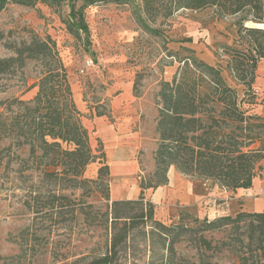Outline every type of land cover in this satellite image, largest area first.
Here are the masks:
<instances>
[{
	"label": "rangeland",
	"instance_id": "rangeland-1",
	"mask_svg": "<svg viewBox=\"0 0 264 264\" xmlns=\"http://www.w3.org/2000/svg\"><path fill=\"white\" fill-rule=\"evenodd\" d=\"M248 11L235 16H220L215 8L177 11L172 0L99 3L85 11L89 35L74 36L67 27L70 12L67 5L53 9L42 4L34 8L10 4L0 12V61L15 56L16 49L34 38H51L66 67L78 109L79 105H85L89 110L83 114V124L92 136L94 150L102 144L93 134L92 119L105 114L108 121L116 125L118 120L113 118L112 105H122V115L131 111L132 130L137 133L138 105H141L146 137L155 136L159 141L157 124L161 104L158 94L162 83L172 82L183 68L180 63L183 57H194L220 69L227 85L236 92L238 105H247L244 108L251 111L260 109L264 115V83L259 85L256 80L248 90L234 81L229 69V65L233 66L240 59L237 52L248 54L252 41L243 36L241 19L244 16L249 19L244 27L264 29V23L257 24ZM189 40L191 42H187ZM38 76L35 63L28 64L23 72L1 76L0 102L30 100L25 97L27 90L37 82ZM129 105L131 108L127 109ZM4 111L1 108L0 113ZM7 162L8 159L0 166V264H71L101 253L100 247L108 238L105 226L98 227L99 221L91 225L90 219L75 216V213H67L61 219L55 215L45 216L47 208L36 214V205L29 195L46 191L59 193L60 189L53 185L42 186L40 173L33 174L36 187L31 189L18 172V161ZM99 168L98 163L90 165L85 178L92 182L64 193L68 196L73 193L72 199L84 206L93 205L94 209L87 210L89 212L105 213L116 200L111 178L110 201L105 200V186L93 182L98 180ZM154 173L147 175V180L153 178ZM260 177L264 178V171ZM194 182L196 192L206 193L203 181ZM229 203L225 212L217 213L216 218L202 217L197 208L179 207L172 208L166 219L160 220L155 215V221L168 228L179 225L183 219L182 224L194 232L182 234L174 252L168 253L170 241L158 233L150 234L154 228L150 222L144 228L146 235L141 236L139 230H135L138 236L134 242L135 256L122 264H240L233 250L232 227L203 231L205 219L212 222L222 216L236 217L245 212L241 201ZM212 204L213 208L220 209L218 201ZM69 208L72 207H67L66 211ZM201 237L210 243V250L199 243Z\"/></svg>",
	"mask_w": 264,
	"mask_h": 264
},
{
	"label": "trees",
	"instance_id": "trees-1",
	"mask_svg": "<svg viewBox=\"0 0 264 264\" xmlns=\"http://www.w3.org/2000/svg\"><path fill=\"white\" fill-rule=\"evenodd\" d=\"M128 1L0 0V12L10 4L29 8L42 4L53 9L67 5L70 33L88 36L85 14L88 7ZM172 2L177 11L215 8L220 16H235L249 10L253 21L264 23V0ZM247 21L249 19L244 16L240 25L243 36L252 40L248 54L237 52L240 59L233 66L229 65V69L234 81L251 90L258 78V65L264 61V29L244 27ZM30 63L36 64L39 76L27 91L37 88L36 95L28 101L0 102V110H5L0 113V166L7 159V164L17 160L18 172L31 189L36 187L32 181L34 173H40L42 186L53 185L60 189L59 193L46 191L29 195L36 205V214L47 208L45 216L55 215L61 219L67 213H75V216L90 219L91 225L99 221L98 227L105 226L108 238L100 247L101 253L71 264H122L135 256L134 242L138 237L135 230L138 229L141 236L146 235L144 228L150 222L154 224L150 234L158 233L169 240L168 253H173L180 236L194 230L182 224L183 219L171 228L155 221V206L150 202L145 204L143 195L145 190L166 185L172 166L192 180L210 182L229 192L251 189L254 180L264 171V116L245 109L247 105H238L237 94L227 85L220 69L194 57H183L180 59L183 68L172 82L162 83L158 94L161 104L157 124L159 145L154 153L156 171L153 178L141 181L142 195L137 201H114L105 213L89 212L87 210L94 209L93 205L84 206L72 199L73 193L68 196L64 192H74L92 182L85 178V172L90 165L98 163V180L93 182L105 186V200L110 201V168L104 148L94 150L91 146V134L83 124V114L75 103L69 75L51 38H34L16 49L15 56L1 60L0 77L23 72ZM102 116L105 114L98 115ZM67 207L72 208L66 211ZM203 225V231L232 227L233 250L240 264H264V212H242L236 217L222 216L212 222L205 219ZM198 241L211 249L204 237Z\"/></svg>",
	"mask_w": 264,
	"mask_h": 264
},
{
	"label": "crops",
	"instance_id": "crops-1",
	"mask_svg": "<svg viewBox=\"0 0 264 264\" xmlns=\"http://www.w3.org/2000/svg\"><path fill=\"white\" fill-rule=\"evenodd\" d=\"M257 76L258 84L262 85L264 83V61L258 65ZM36 93L34 89L25 97L31 100ZM79 106L82 114L89 112L85 105ZM112 106L113 118L118 120L116 125L111 124L106 116H96L91 123L93 134L101 142L106 154L114 200L139 199L142 195L141 181L146 180L147 175L156 171L154 153L157 150L158 141L155 136L152 139L146 137L141 105H138V133L132 130L134 117H131V111L122 115L120 114L122 105ZM130 108L131 105L127 106V109ZM252 112L264 116L260 109L252 110ZM137 138L138 141H136ZM167 179L166 185L143 192L145 200L155 206V215L160 220L166 219L174 207L197 208L202 217L209 215L211 218H216L217 213L220 215L225 212V207H229V202L234 200H239L244 204L245 212H264V178H256L251 189H239L236 192H229L210 182H203L206 190L203 194L196 192L194 180L180 174L174 166L170 167ZM208 183L211 185H207ZM216 201L220 203V209L213 208L212 203Z\"/></svg>",
	"mask_w": 264,
	"mask_h": 264
}]
</instances>
